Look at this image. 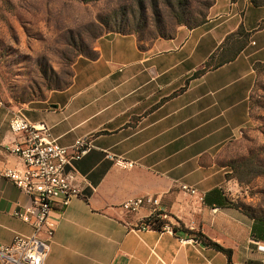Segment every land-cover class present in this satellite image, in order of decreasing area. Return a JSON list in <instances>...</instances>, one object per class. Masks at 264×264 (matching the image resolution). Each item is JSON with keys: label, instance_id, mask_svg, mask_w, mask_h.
Here are the masks:
<instances>
[{"label": "crops", "instance_id": "crops-1", "mask_svg": "<svg viewBox=\"0 0 264 264\" xmlns=\"http://www.w3.org/2000/svg\"><path fill=\"white\" fill-rule=\"evenodd\" d=\"M251 14L264 20V5L215 0L203 24L147 50L134 34H107L97 42V57H79L71 83L45 101L22 108L0 101V245L31 233L13 216L30 198L3 176L22 168L9 151L19 137L8 126L21 112L45 123L63 146L78 138L91 143L71 165L79 196L51 211L55 230L46 264H228L192 234L146 227L154 211L230 249L232 264H264L257 250L264 245V222L232 207L222 160L247 123L256 65L264 66V26L257 31V22L246 19ZM241 25L249 38L237 57L195 75ZM108 154L133 167L116 166ZM140 197L157 205L122 208ZM186 238L194 242L180 241Z\"/></svg>", "mask_w": 264, "mask_h": 264}, {"label": "rangeland", "instance_id": "rangeland-1", "mask_svg": "<svg viewBox=\"0 0 264 264\" xmlns=\"http://www.w3.org/2000/svg\"><path fill=\"white\" fill-rule=\"evenodd\" d=\"M214 2L0 0V101L20 108L45 101L50 91L71 83L79 57L97 55L101 37L134 34L139 48L147 50L156 41L178 38L203 24ZM246 19L257 22V31L263 28H259L262 19L255 21L252 14ZM222 160L232 207L249 220L264 221L263 65H257L247 123L227 145ZM160 219L171 229L184 230L177 220Z\"/></svg>", "mask_w": 264, "mask_h": 264}, {"label": "built area", "instance_id": "built-area-1", "mask_svg": "<svg viewBox=\"0 0 264 264\" xmlns=\"http://www.w3.org/2000/svg\"><path fill=\"white\" fill-rule=\"evenodd\" d=\"M8 126L9 131L19 137V141L9 151L20 159L22 168H8L3 176L30 198V203L16 209L13 216L29 225L31 233L15 234L9 244L0 245V261L2 264H46L55 230L51 211L55 204L65 207L73 198L79 196L77 177L71 170V165L88 153L91 143L88 139L78 138L72 145L63 146L53 137L45 123L30 122L21 112H15L11 116ZM107 157L113 159L118 167H133L130 161L113 158L109 154ZM182 188L194 193L185 186ZM146 203L157 205V199H131L124 202L122 208L135 212ZM154 213L155 211L151 215ZM145 226L151 227L148 224ZM163 228L172 233L167 224ZM180 241L194 242V239ZM257 250L264 252V245H257Z\"/></svg>", "mask_w": 264, "mask_h": 264}, {"label": "trees", "instance_id": "trees-1", "mask_svg": "<svg viewBox=\"0 0 264 264\" xmlns=\"http://www.w3.org/2000/svg\"><path fill=\"white\" fill-rule=\"evenodd\" d=\"M250 3L255 6L259 7L264 5V3H257L255 1H250ZM264 26V20L261 21V25L259 28ZM127 34V33H126ZM249 33L246 32L243 26H239V28L232 34L228 35L224 42L218 47V49L211 55L209 61L205 63V66L199 72H196L195 75L206 71L207 69H215L222 66L225 63H228L237 57V55L244 49V47L248 43ZM97 57V55L95 56ZM95 57H88L90 59H94ZM258 65V64H257ZM256 65V66H257ZM66 87V86H65ZM64 88V87H63ZM62 89V88H61ZM162 217V213L155 212L153 215L148 217L144 223L150 225L155 230H161L164 227L165 223L160 219ZM264 222L263 220H258ZM173 232L178 231V229L173 228ZM183 232L192 234L195 238L200 241L205 246H208L218 252L223 253L227 257L228 264L231 263V250L226 249L219 244L209 240L207 237L202 235L201 233H196L191 230L185 229Z\"/></svg>", "mask_w": 264, "mask_h": 264}]
</instances>
